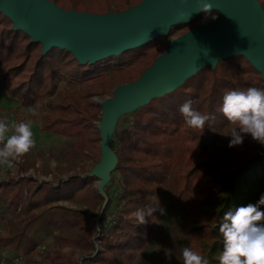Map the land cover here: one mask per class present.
I'll return each instance as SVG.
<instances>
[{"label":"trees","instance_id":"obj_1","mask_svg":"<svg viewBox=\"0 0 264 264\" xmlns=\"http://www.w3.org/2000/svg\"><path fill=\"white\" fill-rule=\"evenodd\" d=\"M46 1L64 11L104 15L123 12L142 0ZM211 15L214 17L217 12L212 11ZM203 17L202 12L190 23L171 28L166 36H158L118 56L80 64L64 49L53 47L43 53L40 43L14 30L12 22L0 13V95L9 104L34 109L41 131L76 138L66 154V172L75 171L85 160L96 164L100 158V135L94 122L100 119V105L91 99L111 96L117 85L138 80L163 54L172 34L188 31ZM63 82L79 87L75 93L62 90L56 96ZM249 87L264 90V80L244 56L235 55L213 68L203 67L171 93L140 107L127 127L116 135L118 139L113 137L117 161L110 173L111 182L104 189L107 201L103 207L104 198L92 187L91 177L84 180L74 175L55 187L19 173L16 178L11 177L7 170V177L0 179V205L9 215L6 219L0 216L7 225L6 231H0V251L27 257L37 242L26 239L14 220L24 215L27 222H33L53 203L69 201L76 204V209L57 205L46 222L72 234L59 235V248L44 249L37 257L29 258L27 264H134L153 234L155 217L163 207L162 185L172 170L175 144H179L184 160L177 177L183 193L193 192V210L202 209L215 196L226 193L218 208L195 217L197 226L189 232L198 251L210 264H218L215 257L223 248L219 224L225 212L239 207V183L255 182L264 189V146L245 136L241 145L230 148V126L219 111L226 91ZM187 100L193 102L194 110L213 117L203 132L185 125L179 108ZM25 162L14 161L13 165L19 172H26L31 165ZM113 182L116 189L110 190ZM114 204H121L129 213L139 208L157 210L146 216V224H137L134 233H129L130 219L109 211ZM94 211L98 213L96 221L92 220ZM109 214L113 219L107 220ZM94 237L100 241L102 251L95 250ZM63 248L79 251L82 259H74L62 252Z\"/></svg>","mask_w":264,"mask_h":264},{"label":"water","instance_id":"obj_2","mask_svg":"<svg viewBox=\"0 0 264 264\" xmlns=\"http://www.w3.org/2000/svg\"><path fill=\"white\" fill-rule=\"evenodd\" d=\"M206 2L217 12L216 22L196 25L170 40L163 54L138 80L116 86L111 98L98 101L101 155L90 175L101 179L97 192L104 198L102 207L107 201L102 186L110 179L117 161L110 144L120 114L135 104L142 107L150 98L171 93L210 62L215 67L222 56V60L244 56L264 80V12L258 1ZM200 7L201 0H142L123 12L96 15L64 11L46 0H0V13L12 22L14 30L40 43L43 53L53 47L64 49L80 64H94L166 36L174 26L193 21L202 13Z\"/></svg>","mask_w":264,"mask_h":264},{"label":"rangeland","instance_id":"obj_3","mask_svg":"<svg viewBox=\"0 0 264 264\" xmlns=\"http://www.w3.org/2000/svg\"><path fill=\"white\" fill-rule=\"evenodd\" d=\"M258 3L263 4L264 0H257ZM113 9V6H111ZM213 18V19H212ZM217 20V15L208 19L205 17L201 18V23L196 24L200 25L202 23H214ZM194 25V26H196ZM193 26V27H194ZM192 27V28H193ZM191 28V29H192ZM189 29L188 31H190ZM176 31L172 34L169 39H175L183 34L187 33ZM225 57H219L218 61H221ZM211 62L208 66L211 67ZM124 85V84H123ZM119 86V85H117ZM77 86H69L66 83H61L58 86L57 94L62 90L70 91L75 93L78 89ZM116 88V87H115ZM114 88L112 89V91ZM111 91V92H112ZM55 97V96H54ZM112 95H103L99 97H94L91 100L98 103L99 100H104L111 98ZM152 98H150L151 100ZM99 104V103H98ZM100 105V104H99ZM143 104H135L130 110L120 114L113 125L112 139H111V148L114 150L113 139H118V135L121 130L127 127L128 123L132 120L133 114L140 108ZM34 109L21 108L16 103H7L5 97L0 95V119H5L9 126L13 123L19 121H31V129L33 132V139L35 140V147L26 154V158H20L16 163L22 164L24 161L25 165H31V168L26 172H19L17 167L13 164L11 167H0V179L7 177V170L10 171V176L15 177L17 173L20 176H31L36 180V182H48L55 187H58L59 183L66 181L69 177L77 175L83 177L84 180L86 177H91V185L97 191L98 184L101 182V179L96 176H91L95 164L92 160H85L78 164V167L75 171H65L69 163L66 161L67 153L71 150L72 144L75 142L76 138L74 137H65L50 134L43 132L40 129V118L33 115ZM101 119V112H100ZM99 119V121H100ZM94 122V128L97 130L98 122ZM115 136V138H113ZM176 143V142H175ZM100 145V142L98 146ZM100 149V146H99ZM101 155V151H100ZM184 151L183 147L179 144H175V151L173 155V166L170 172V175L167 181L162 185V194L161 198L163 200V207L160 210L159 214L155 217L154 220V231L145 246L137 255L134 264H182V259L180 256L181 249L183 247H190L193 250L198 251V248L195 244L194 236L190 235L189 232L194 226H197L194 223L196 216L201 215L204 211H211L218 208L222 202L226 193L215 196L209 204L202 207V209L193 210V192L189 191L188 193L182 192V186L178 180L177 174L182 168ZM56 161L57 166L55 168L50 167L51 161ZM62 174V172H64ZM110 179L103 184L102 191L109 185ZM116 189V182H113L111 189ZM238 193L240 195L239 207L246 206L249 203H257L261 194H264V189L257 183L240 182L238 187ZM60 205L69 209H76V204L69 201H60L53 203L47 211H44L39 219L33 222H27L24 215H21L18 219L14 220L18 231L23 232V235L26 239H31L37 242L34 250L27 256H21V254H14L13 252H1L0 251V264H27L29 258L37 257L44 249H53L59 248L57 243V237L63 234H72L71 232L65 233L64 231L52 227L47 224L46 220L48 216L56 211V206ZM235 207L234 210L236 208ZM263 211H264V207ZM5 209L0 205V216L9 217L4 211ZM109 211L115 213V215L122 214L124 219H130V224L132 227L129 229V233H134V228L137 225V222L134 218H128L131 213L128 212L121 204L111 205ZM93 221L98 219L97 211L92 213ZM6 219V218H5ZM113 219V215L109 214L107 220ZM106 220V221H107ZM114 224H112L113 226ZM7 225L5 220H0V231H6ZM24 240L28 242L26 239ZM93 238L94 247L96 251H102L103 248L99 240ZM62 252L71 254L74 259L81 260L83 255L77 251H70V248L61 249ZM166 253L171 256L170 259L166 258ZM207 255V252H205Z\"/></svg>","mask_w":264,"mask_h":264},{"label":"clouds","instance_id":"obj_4","mask_svg":"<svg viewBox=\"0 0 264 264\" xmlns=\"http://www.w3.org/2000/svg\"><path fill=\"white\" fill-rule=\"evenodd\" d=\"M201 2L199 10L205 14V19L212 17V4L206 0ZM260 10L264 12V6H260ZM192 103L191 100L185 101L179 112L187 127L203 132L206 123L213 117L194 110ZM219 111L230 126V148L241 145L245 136H250L254 142L264 146V90L256 87L228 90L223 96ZM33 115H36L35 111ZM31 123L19 121L9 126L5 119H0V167H11L14 161L35 147ZM56 166V161L50 162V167ZM262 207L264 194H261L255 204L249 203L224 213L219 224L223 248L215 257L218 264H264ZM156 210L157 208H139L128 218H134L138 225H144L147 223L146 216L152 215ZM180 256L182 264H210L206 256L190 247H183ZM166 258L170 259L171 256L166 253Z\"/></svg>","mask_w":264,"mask_h":264}]
</instances>
